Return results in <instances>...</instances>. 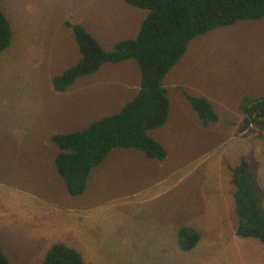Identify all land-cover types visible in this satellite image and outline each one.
I'll return each instance as SVG.
<instances>
[{
    "label": "rangeland",
    "instance_id": "rangeland-1",
    "mask_svg": "<svg viewBox=\"0 0 264 264\" xmlns=\"http://www.w3.org/2000/svg\"><path fill=\"white\" fill-rule=\"evenodd\" d=\"M0 8L12 34L0 53V244L11 264H42L39 249L56 243L75 244L86 264H264V245L234 233L230 181L240 158L254 170L264 146L258 125L239 133L240 106L264 98V18L193 39L164 77L168 117L147 133L163 160L114 148L72 197L51 136L119 112L140 70L133 59L104 64L57 92L52 80L81 56L66 23L111 51L137 35L147 12L124 0H0ZM185 93L206 98L218 121L204 125ZM253 175L261 188L264 171ZM182 226L205 228L189 251L178 248Z\"/></svg>",
    "mask_w": 264,
    "mask_h": 264
},
{
    "label": "trees",
    "instance_id": "trees-1",
    "mask_svg": "<svg viewBox=\"0 0 264 264\" xmlns=\"http://www.w3.org/2000/svg\"><path fill=\"white\" fill-rule=\"evenodd\" d=\"M124 1L147 13L137 35L117 42L111 51L104 50L80 24L66 23L81 56L74 66L52 80L57 92H64L77 78L97 72L104 64L133 59L140 70L139 89L119 112L96 120L81 131L51 136V142L60 150L54 160L55 169L72 197L84 192L91 170L114 148H132L149 159L163 160L164 148L147 133L162 126L168 117L170 102L163 86L164 77L193 39L238 21L264 18V0ZM11 37L10 24L0 8V53L8 48ZM185 98L204 125L218 121L206 98L187 93ZM240 110L243 118L239 133L252 132L253 125L264 129V98L246 100ZM230 181L234 186L235 235L264 245V207L245 158L231 168ZM199 240V233L192 228L182 226L178 231L181 250H191ZM0 264H11L1 244ZM42 264L86 263L75 249L56 243L49 248Z\"/></svg>",
    "mask_w": 264,
    "mask_h": 264
},
{
    "label": "crops",
    "instance_id": "crops-1",
    "mask_svg": "<svg viewBox=\"0 0 264 264\" xmlns=\"http://www.w3.org/2000/svg\"><path fill=\"white\" fill-rule=\"evenodd\" d=\"M139 88V87H138ZM138 88H137V90L136 91H134L135 92V94L137 93V91H138ZM135 96V95H134ZM133 96V97H134ZM127 102H128V100H127ZM127 102H125V103H127ZM124 102H122V105H124L123 104ZM121 109V108H120ZM258 138V137H257ZM259 140V142H260V139H258ZM261 146H263V145H259L258 147H260V152H259V155H257L256 156V158L255 159H253V165H254V170H252V172L253 173H258V174H260V173H263V171H264V146H263V148H262V150H261ZM258 149V148H257ZM133 152V151H132ZM136 152H138V151H135V152H133V153H135V154H138V153H136ZM249 165H250V168H251V164L249 163ZM259 182H260V180H258ZM258 187H259V189H260V195H261V202H262V205H263V207H264V185H262V187L260 188V186L258 185ZM57 218H59V217H57ZM181 224V223H180ZM185 225H188V224H185ZM235 225V224H234ZM181 227H179V229H180ZM201 228V230H205V228L204 227H200ZM200 228L199 229H194V230H196L198 233H200ZM178 229V230H179ZM203 232V231H202ZM50 237V235H48L47 236V238H45L44 240H47L48 238ZM66 244V243H65ZM2 247V246H1ZM50 247L49 246H44V247H41L40 249H39V251L40 252H42L43 254H45V253H47V251H48V249H49ZM70 248H75L76 250L78 249V247L74 244V245H71L70 246ZM179 248V247H178ZM2 249H3V247H2ZM3 252L5 253V250L3 249ZM5 255L6 256H8L6 253H5Z\"/></svg>",
    "mask_w": 264,
    "mask_h": 264
}]
</instances>
